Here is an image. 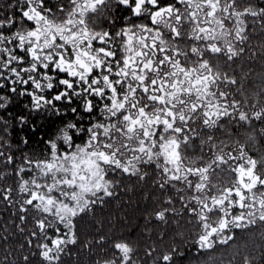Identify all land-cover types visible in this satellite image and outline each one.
Listing matches in <instances>:
<instances>
[{
	"label": "snow or ice",
	"instance_id": "snow-or-ice-1",
	"mask_svg": "<svg viewBox=\"0 0 264 264\" xmlns=\"http://www.w3.org/2000/svg\"><path fill=\"white\" fill-rule=\"evenodd\" d=\"M135 187L138 236L81 238ZM241 233L264 264V0H0V264H215Z\"/></svg>",
	"mask_w": 264,
	"mask_h": 264
},
{
	"label": "trees",
	"instance_id": "trees-1",
	"mask_svg": "<svg viewBox=\"0 0 264 264\" xmlns=\"http://www.w3.org/2000/svg\"><path fill=\"white\" fill-rule=\"evenodd\" d=\"M14 114L23 111V104H18L14 109ZM42 121L36 122L37 133L33 136L32 147L39 150L37 143L39 137L48 130L45 124L41 127ZM29 132L19 131V136L29 135ZM150 191L147 187H135L131 191L121 192L118 199L111 201L102 209L97 208L94 214H89L80 222L81 238H89L102 233H125L133 238L140 234L144 227V217L152 207V202L144 199V193ZM7 217V213H5ZM187 236V234H186ZM173 236L169 235L167 243H172ZM175 242L180 244V238L175 237ZM259 233L255 237L247 236L243 233L238 234L235 246H219L214 251L215 264H244L245 255H256L259 252L253 251L255 244H259ZM81 264H90L92 258L87 255L80 256ZM191 260V257L188 258ZM188 264V261H185ZM194 264V262H193Z\"/></svg>",
	"mask_w": 264,
	"mask_h": 264
}]
</instances>
